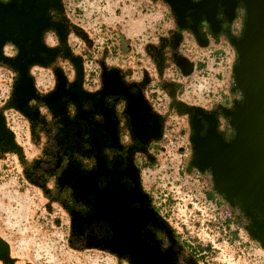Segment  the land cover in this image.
Here are the masks:
<instances>
[{"label": "flooded vegetation", "instance_id": "af4514ba", "mask_svg": "<svg viewBox=\"0 0 264 264\" xmlns=\"http://www.w3.org/2000/svg\"><path fill=\"white\" fill-rule=\"evenodd\" d=\"M150 1L164 7L171 26L142 45L130 68L107 62V45L93 56L96 46L65 0H0V70L7 73L0 154L21 151L11 125L17 113L40 148L26 173L67 211L72 246L107 251L127 264H204V251L157 206L143 169L154 160L166 118L176 113L186 121L185 172L211 179L209 168L195 164L196 144L212 126L225 141L235 134L230 113L242 101L233 79L235 42L245 6L242 0ZM197 77L208 86L205 104L187 90ZM10 136L19 151L2 149ZM206 195L227 205L229 222L264 252L258 211L246 212L237 200L230 205L212 189Z\"/></svg>", "mask_w": 264, "mask_h": 264}, {"label": "rangeland", "instance_id": "374dc122", "mask_svg": "<svg viewBox=\"0 0 264 264\" xmlns=\"http://www.w3.org/2000/svg\"><path fill=\"white\" fill-rule=\"evenodd\" d=\"M65 3L73 22L89 34L96 46L95 57L107 44L120 47V35H136L129 42L141 51L145 42L171 26L164 7L150 0ZM125 59L133 64L131 58ZM237 59L236 54V64ZM115 60L111 57L108 61ZM3 71L0 70V101L6 97L3 79L7 73ZM202 79L197 77L187 90L191 100L205 104L210 97ZM13 118L11 125L17 132L21 151L0 154V264H127L107 251L78 248L69 243L67 211L26 173L32 170L29 163L40 148L30 142L24 119L17 113ZM164 124L163 134L153 149L154 160L143 169L144 183L159 209L196 249L204 251L199 256L204 264H264V252L255 247L236 221L229 222L228 206L206 195L212 189L210 176L185 172L189 155L185 118L171 113ZM53 184L48 182L49 186Z\"/></svg>", "mask_w": 264, "mask_h": 264}, {"label": "water", "instance_id": "95a60500", "mask_svg": "<svg viewBox=\"0 0 264 264\" xmlns=\"http://www.w3.org/2000/svg\"><path fill=\"white\" fill-rule=\"evenodd\" d=\"M242 1L246 19L243 34L235 42L238 59L233 70L242 101L230 113L229 121L235 134L230 141H225L215 126L210 127L196 144L195 164L200 170L210 169L212 189L225 202L232 205L237 200L246 212L249 208L258 211L261 220L255 223L259 232L257 239L263 243L264 0ZM78 72L81 79L79 66ZM159 136L156 133L153 137ZM2 149L19 151L12 136ZM114 236V242L119 240Z\"/></svg>", "mask_w": 264, "mask_h": 264}, {"label": "crops", "instance_id": "0c3cea01", "mask_svg": "<svg viewBox=\"0 0 264 264\" xmlns=\"http://www.w3.org/2000/svg\"><path fill=\"white\" fill-rule=\"evenodd\" d=\"M135 38L136 35H120L121 38V46L116 48L114 45L112 44H107V62H109L110 64H119L122 65L124 67L129 66L130 68H134V65H136L137 63V55L138 53V49L137 47H135L134 45H132L131 42H129L130 38L133 37ZM131 55V56H130ZM125 56L129 57L132 59L133 64L129 63L128 59H125ZM115 58V61H112L113 63H111V61H108L109 58ZM131 64V65H130Z\"/></svg>", "mask_w": 264, "mask_h": 264}]
</instances>
